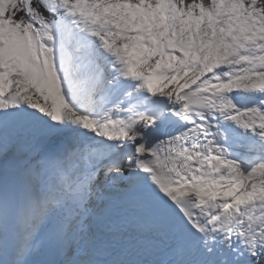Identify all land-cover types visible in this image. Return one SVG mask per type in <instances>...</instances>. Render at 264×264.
Listing matches in <instances>:
<instances>
[{
	"label": "snow or ice",
	"instance_id": "snow-or-ice-1",
	"mask_svg": "<svg viewBox=\"0 0 264 264\" xmlns=\"http://www.w3.org/2000/svg\"><path fill=\"white\" fill-rule=\"evenodd\" d=\"M0 264H264V0H0Z\"/></svg>",
	"mask_w": 264,
	"mask_h": 264
}]
</instances>
